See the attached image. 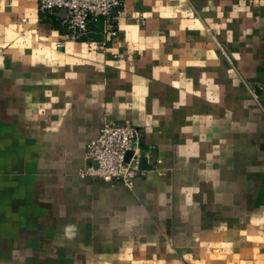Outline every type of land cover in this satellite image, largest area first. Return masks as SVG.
<instances>
[{
	"label": "crops",
	"instance_id": "0c3cea01",
	"mask_svg": "<svg viewBox=\"0 0 264 264\" xmlns=\"http://www.w3.org/2000/svg\"><path fill=\"white\" fill-rule=\"evenodd\" d=\"M39 1L0 0V264H264V0H124L104 51ZM105 119L132 187L79 176Z\"/></svg>",
	"mask_w": 264,
	"mask_h": 264
},
{
	"label": "built area",
	"instance_id": "2783aa9c",
	"mask_svg": "<svg viewBox=\"0 0 264 264\" xmlns=\"http://www.w3.org/2000/svg\"><path fill=\"white\" fill-rule=\"evenodd\" d=\"M55 10H66L62 24L74 35L86 33L91 22L102 20L101 39L89 43L98 51H104L108 41L118 37L119 19L125 13L124 0L39 1V11L42 13H51ZM64 44L65 41L61 40L57 46L64 47ZM139 135V131L130 120L117 122L105 119L98 135L86 146L87 164L79 170L80 178L122 183L132 187L142 172L137 143ZM129 153L131 155L128 158Z\"/></svg>",
	"mask_w": 264,
	"mask_h": 264
},
{
	"label": "water",
	"instance_id": "95a60500",
	"mask_svg": "<svg viewBox=\"0 0 264 264\" xmlns=\"http://www.w3.org/2000/svg\"><path fill=\"white\" fill-rule=\"evenodd\" d=\"M63 11L66 12V10H63ZM130 155H131V153H129L128 158H129ZM146 168H147V166H146V163H145V158L142 157L141 158V163H140V169H146Z\"/></svg>",
	"mask_w": 264,
	"mask_h": 264
}]
</instances>
